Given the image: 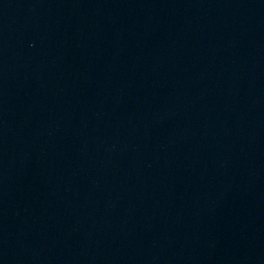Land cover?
Instances as JSON below:
<instances>
[{
    "label": "water",
    "instance_id": "95a60500",
    "mask_svg": "<svg viewBox=\"0 0 264 264\" xmlns=\"http://www.w3.org/2000/svg\"><path fill=\"white\" fill-rule=\"evenodd\" d=\"M0 264H264V0H0Z\"/></svg>",
    "mask_w": 264,
    "mask_h": 264
}]
</instances>
